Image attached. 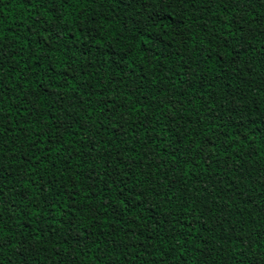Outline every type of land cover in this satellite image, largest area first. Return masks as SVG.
I'll return each instance as SVG.
<instances>
[{
  "label": "trees",
  "instance_id": "trees-1",
  "mask_svg": "<svg viewBox=\"0 0 264 264\" xmlns=\"http://www.w3.org/2000/svg\"><path fill=\"white\" fill-rule=\"evenodd\" d=\"M0 264H264V0H0Z\"/></svg>",
  "mask_w": 264,
  "mask_h": 264
}]
</instances>
